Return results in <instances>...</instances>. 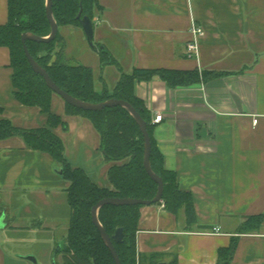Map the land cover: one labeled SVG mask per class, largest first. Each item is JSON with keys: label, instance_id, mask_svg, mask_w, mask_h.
<instances>
[{"label": "crops", "instance_id": "obj_1", "mask_svg": "<svg viewBox=\"0 0 264 264\" xmlns=\"http://www.w3.org/2000/svg\"><path fill=\"white\" fill-rule=\"evenodd\" d=\"M95 1L94 46L80 26L59 27V35L64 60L91 68L99 91L112 89L134 69L232 73L189 87L172 88L157 76L136 83L152 121L163 115L154 136L166 169L193 195L199 225L188 229L184 214L174 215L162 202L144 206L137 233L141 264L152 258L159 264H217L219 250L233 237L239 241L231 264H264V222L256 233L238 234L249 217L264 213V0ZM7 22L8 0H0V25ZM193 23L205 31L198 58L187 52ZM102 48L116 64L102 65ZM13 75L10 50L0 47V119L26 130L47 126V115L16 100ZM52 112L67 125L55 133L68 162L112 189V164L93 124L67 115L57 94ZM60 170L49 154L29 149L21 137L0 141V264H31L14 250L15 233L68 221L70 184ZM28 208L37 212L31 224L23 216Z\"/></svg>", "mask_w": 264, "mask_h": 264}, {"label": "trees", "instance_id": "obj_2", "mask_svg": "<svg viewBox=\"0 0 264 264\" xmlns=\"http://www.w3.org/2000/svg\"><path fill=\"white\" fill-rule=\"evenodd\" d=\"M96 5L95 0H53V16L59 27H82L83 18L93 20ZM26 33L44 38L51 34L47 0H8V22L0 25V47L10 50L11 67L14 71V97L23 106L37 107L48 116V123L39 129L26 130L15 126L8 119H0V141L21 137L29 149L49 154L60 164V172L70 184L65 191L71 209L67 245L57 254H62V262L55 261L54 264H115L109 247L94 224L92 211L100 201L108 198L150 201L156 197L158 184L147 173L144 165L143 133L135 118L124 107L84 111L66 103L67 115L88 119L99 132L102 153L106 161L112 164L108 171L112 189L100 187L83 169L73 167L66 158L64 142L55 133L58 126L67 128V125L60 116L52 112V96L55 93L28 61L22 42V36ZM26 45L36 62L69 95L91 104L112 99L123 100L136 109L146 121L150 134L151 168L164 182L161 202L174 215L183 213L188 229L198 227L193 195L180 188L176 172L166 169L164 155L154 136L152 116L145 102L137 97L135 86L137 82L150 81L157 76L172 88L189 87L232 73L208 70L200 72L198 69H134L131 73H123L112 89L99 91L91 68L64 60L59 34L53 41L38 43L28 40ZM98 50L103 66L116 64L106 49ZM143 207L106 205L99 211V221L112 238L122 264H141L137 251V233ZM263 222L264 213L251 216L239 228L238 234L256 233ZM119 228L123 229L124 238L117 243L114 236ZM238 241V237H233L230 246L219 250L217 264H231ZM148 264L159 263L152 258Z\"/></svg>", "mask_w": 264, "mask_h": 264}, {"label": "water", "instance_id": "obj_3", "mask_svg": "<svg viewBox=\"0 0 264 264\" xmlns=\"http://www.w3.org/2000/svg\"><path fill=\"white\" fill-rule=\"evenodd\" d=\"M81 16V15H80ZM47 17L48 20L51 24V34L49 37H38L30 33H26L22 36V42L24 44V50L27 55L28 61L30 65L32 66L33 70L42 76L47 84V86L58 96H60L66 103L69 105L84 110V111H100L105 108H110V107H116V106H121L127 109L130 114L135 118L137 123L139 124L141 131L144 136V141H145V160H144V165L147 173L151 176V178L158 184V192L156 197L153 200L146 201V200H140V199H120V198H108L100 201L92 211V217L94 224L99 228L100 233L102 237L104 238L107 246L109 247L111 254L114 258L115 264H122L121 260L118 256V253L116 251V248L114 246L112 238L107 234L105 229L103 228L102 224L99 221V211L101 210L102 207L106 205H116V206H150L153 204H157L162 201L163 197V192H164V182L163 180L157 176L150 165V155H151V150H152V144H151V138L150 134L148 132L147 128V123L144 121V119L140 116V114L136 111L132 105H130L128 102L123 101V100H116L112 99L104 103L100 104H91L87 103L84 101H81L68 93L64 92L61 90L55 82L51 79V77L48 75V73L36 62V60L33 58L31 53L29 52V49L26 45V42L28 40H32L38 43H44V42H50L53 41L57 38L59 34V26L56 23L54 16H53V0H47ZM81 25L82 28L84 29L87 39L89 41V44L91 46H94V27H93V22L90 18L85 17L81 20ZM124 234H123V229L119 228L116 231V234L114 236V240L117 243H120L123 241ZM62 246H58L54 253V263H55V258L58 254V252L61 250ZM29 260H33L31 257H27Z\"/></svg>", "mask_w": 264, "mask_h": 264}, {"label": "rangeland", "instance_id": "obj_4", "mask_svg": "<svg viewBox=\"0 0 264 264\" xmlns=\"http://www.w3.org/2000/svg\"><path fill=\"white\" fill-rule=\"evenodd\" d=\"M69 63L74 64L73 61H69ZM109 71L110 70L107 69L106 74H108ZM24 212H25L23 213L24 220H28V219L30 220L31 216L37 214L34 208L31 209L28 208ZM29 220L28 223L31 224V221ZM70 221H71V209H70V216L68 218V221H66L65 224L63 222H59V225L56 228H51V229L43 228L41 231H35V232L30 229H22L20 232L15 233V236L18 239V243L14 245L15 247L14 250L24 254L27 257L33 258V260H31V264H54L53 252L55 248L57 249L58 246L60 245L61 246L67 245V237H68V229L70 226ZM62 257L63 256L60 253L55 258V261L61 263Z\"/></svg>", "mask_w": 264, "mask_h": 264}, {"label": "built area", "instance_id": "obj_5", "mask_svg": "<svg viewBox=\"0 0 264 264\" xmlns=\"http://www.w3.org/2000/svg\"><path fill=\"white\" fill-rule=\"evenodd\" d=\"M192 39L187 44V52L190 58H198L200 52V39L204 36L205 31L203 28L197 26L195 23L192 24L191 28ZM163 115L158 114L156 115L155 119L152 121L153 124H158L162 121ZM257 123V120H255ZM215 232H219V229H215Z\"/></svg>", "mask_w": 264, "mask_h": 264}]
</instances>
